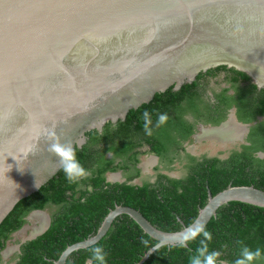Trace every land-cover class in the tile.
Returning <instances> with one entry per match:
<instances>
[{
    "label": "water",
    "instance_id": "1",
    "mask_svg": "<svg viewBox=\"0 0 264 264\" xmlns=\"http://www.w3.org/2000/svg\"><path fill=\"white\" fill-rule=\"evenodd\" d=\"M219 65L264 86V0H0V224L61 169L50 133L80 148L88 131ZM231 201L264 208V190L208 192L194 221L174 232L118 205L54 264L97 243L121 214L156 240L135 263L142 264L159 247L180 244L189 227L205 228ZM49 223L46 215L27 239Z\"/></svg>",
    "mask_w": 264,
    "mask_h": 264
},
{
    "label": "trees",
    "instance_id": "2",
    "mask_svg": "<svg viewBox=\"0 0 264 264\" xmlns=\"http://www.w3.org/2000/svg\"><path fill=\"white\" fill-rule=\"evenodd\" d=\"M242 75L248 78L246 74ZM261 93L264 94V88ZM171 95L170 89L166 93H157L148 104L130 110L125 121H118L115 136L126 135L132 117L150 106L160 105L163 96ZM261 112L264 113V106ZM109 124L104 126V137L110 133L107 130ZM85 136L89 141L76 149L78 160L86 168L90 161V142L102 136H97L96 130L87 132ZM104 170L84 178L83 181H90L91 191H81V197L75 198L76 182L69 183L60 169L36 192L19 200L3 219L0 224V247L11 232L24 224L23 217L27 213L51 204L58 209L52 214L49 228L22 245L17 264H54L68 245L95 234L106 214L115 207L114 203L133 207L160 230L174 232L194 221L199 209L207 201L208 192L214 195L228 185H253L264 190V159L253 158L251 154H233L229 160L221 162L213 159L182 182L171 181L173 187H162V190L147 184L136 187L124 183H106L102 174ZM157 191L166 194L164 202L157 198ZM204 229L212 236L205 243L209 251L220 253V261L234 264L241 247L247 246L250 250L261 249L262 255L254 264H264V208L231 201L218 208ZM203 239L202 235L197 236L188 241L185 247H180V244L161 246L142 264H189L190 257L196 254ZM155 243L156 240L144 233L128 215L121 214L113 220L107 233L97 243L73 251L66 264H85L94 246L104 248L107 264H135Z\"/></svg>",
    "mask_w": 264,
    "mask_h": 264
},
{
    "label": "flooded vegetation",
    "instance_id": "3",
    "mask_svg": "<svg viewBox=\"0 0 264 264\" xmlns=\"http://www.w3.org/2000/svg\"><path fill=\"white\" fill-rule=\"evenodd\" d=\"M242 74L235 68L219 65L200 71L191 82L178 88L171 86L159 92L166 93L170 89L173 95L163 96L160 105L145 110L151 118L152 135L144 131L145 111L131 118L124 136H115V130L118 121H125L127 115L124 119L106 122L99 130L94 129L102 138L92 140L88 147V177L105 168L102 174L106 183L136 187L147 184L162 190V187L172 186L171 181L182 182L213 159L221 162L229 160L233 154H251L253 158L264 159V113L261 112L264 86L258 87ZM159 114H167L168 121L157 127ZM107 123H110L107 127L110 133L104 137ZM88 141L85 136L81 147ZM89 188V180L77 181L74 197H81V191ZM156 195L160 202L166 200V194L161 191ZM114 204L115 207L121 205ZM57 209L51 204L35 210L44 211L51 222ZM32 211L23 217L24 224L11 232L4 243L2 241L0 264H17L22 245L30 241L28 236L44 226L46 215L34 212L30 216ZM23 227L26 232L21 231ZM15 233L18 236L15 237Z\"/></svg>",
    "mask_w": 264,
    "mask_h": 264
},
{
    "label": "clouds",
    "instance_id": "4",
    "mask_svg": "<svg viewBox=\"0 0 264 264\" xmlns=\"http://www.w3.org/2000/svg\"><path fill=\"white\" fill-rule=\"evenodd\" d=\"M144 119V131L147 135H152L150 127L151 118L147 111L143 113ZM167 114H159L156 122V126L160 127L167 123ZM52 143L49 145V152L55 154L61 165V170L65 179L69 183H75L90 175L88 169H86L77 158V149L73 147L71 143H61L56 137L55 133H50ZM91 191V188H89ZM202 235L203 240L200 241V247L197 248L196 254L190 257L189 264H225L224 261H220V253L218 251H209L207 243L212 239L211 234L206 231L202 225H196L195 227H189L182 241L180 247H185L187 242L196 239L197 236ZM262 253L260 248L250 250L247 246H242L240 249L239 257L234 261V264H254V261L260 259ZM107 253L102 246H94L90 250V257L85 261V264H107Z\"/></svg>",
    "mask_w": 264,
    "mask_h": 264
},
{
    "label": "rangeland",
    "instance_id": "5",
    "mask_svg": "<svg viewBox=\"0 0 264 264\" xmlns=\"http://www.w3.org/2000/svg\"><path fill=\"white\" fill-rule=\"evenodd\" d=\"M25 226H26V227H29V225H28V226L25 225ZM25 226H24V227H25ZM24 227H23V229H22L21 231H25V232H26V231H27V230L25 229L26 227H25V228H24ZM24 229H25V230H24ZM18 233H19V232H18ZM18 233H15L14 236H15V237L18 236ZM16 234H17V235H16ZM12 238H14V237H12Z\"/></svg>",
    "mask_w": 264,
    "mask_h": 264
}]
</instances>
